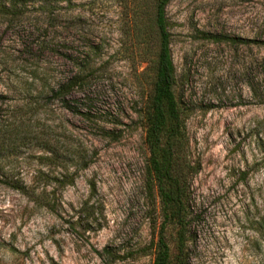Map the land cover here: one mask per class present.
<instances>
[{"label":"rangeland","instance_id":"1","mask_svg":"<svg viewBox=\"0 0 264 264\" xmlns=\"http://www.w3.org/2000/svg\"><path fill=\"white\" fill-rule=\"evenodd\" d=\"M149 3L0 0V264H151ZM165 20L182 264H264V0H171Z\"/></svg>","mask_w":264,"mask_h":264},{"label":"trees","instance_id":"2","mask_svg":"<svg viewBox=\"0 0 264 264\" xmlns=\"http://www.w3.org/2000/svg\"><path fill=\"white\" fill-rule=\"evenodd\" d=\"M126 1L129 3L130 0ZM170 1L150 0L146 14L154 30L156 54L151 92L141 113L143 145L147 152L144 174L146 187L155 194L160 221L151 248V264H172V261L182 264L185 261L188 206L174 170L175 155L184 142V133L182 112L174 95V69L169 54V34L165 20V8ZM9 187L29 197L34 204H42L43 192L35 194L22 186ZM175 229L171 248L169 233ZM171 249L175 252L174 258Z\"/></svg>","mask_w":264,"mask_h":264}]
</instances>
